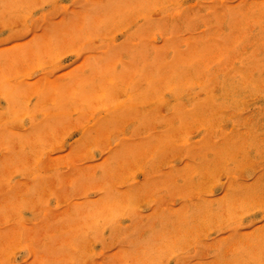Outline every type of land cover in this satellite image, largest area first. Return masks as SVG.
I'll use <instances>...</instances> for the list:
<instances>
[{"label":"rangeland","instance_id":"obj_1","mask_svg":"<svg viewBox=\"0 0 264 264\" xmlns=\"http://www.w3.org/2000/svg\"><path fill=\"white\" fill-rule=\"evenodd\" d=\"M0 264H264V0H0Z\"/></svg>","mask_w":264,"mask_h":264}]
</instances>
